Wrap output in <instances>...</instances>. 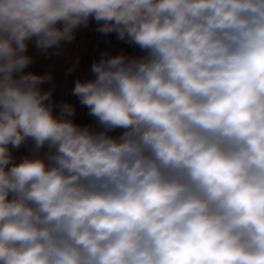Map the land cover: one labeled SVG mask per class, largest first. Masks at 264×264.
Segmentation results:
<instances>
[{"label":"clouds","instance_id":"clouds-1","mask_svg":"<svg viewBox=\"0 0 264 264\" xmlns=\"http://www.w3.org/2000/svg\"><path fill=\"white\" fill-rule=\"evenodd\" d=\"M90 21L81 125L25 69ZM0 264H264V0H0Z\"/></svg>","mask_w":264,"mask_h":264},{"label":"crops","instance_id":"crops-1","mask_svg":"<svg viewBox=\"0 0 264 264\" xmlns=\"http://www.w3.org/2000/svg\"><path fill=\"white\" fill-rule=\"evenodd\" d=\"M97 27L95 21H90L88 27L77 29L75 39L71 44H62L58 55L44 54L33 42L29 43L27 54L33 57V63L25 71L41 75L52 74L53 80L41 87L47 90L54 86L53 100L56 104L66 102L75 106L74 122L76 123H93V118L87 114V109L80 105L77 97L72 95V89L77 79H86L91 76V64L93 61H98L101 53L105 52L96 45V40L105 36L96 31ZM134 54H139V50L134 48ZM73 65L75 70L68 73V69ZM12 151L13 155L19 158L27 154V147L22 146Z\"/></svg>","mask_w":264,"mask_h":264},{"label":"built area","instance_id":"built-area-1","mask_svg":"<svg viewBox=\"0 0 264 264\" xmlns=\"http://www.w3.org/2000/svg\"><path fill=\"white\" fill-rule=\"evenodd\" d=\"M96 45L102 50L109 52L111 55L119 54L121 51L125 54L134 55V48L125 42L118 40L114 33L98 38L96 40ZM78 124L85 125L88 123L81 122Z\"/></svg>","mask_w":264,"mask_h":264},{"label":"rangeland","instance_id":"rangeland-1","mask_svg":"<svg viewBox=\"0 0 264 264\" xmlns=\"http://www.w3.org/2000/svg\"><path fill=\"white\" fill-rule=\"evenodd\" d=\"M99 47V46H98Z\"/></svg>","mask_w":264,"mask_h":264}]
</instances>
